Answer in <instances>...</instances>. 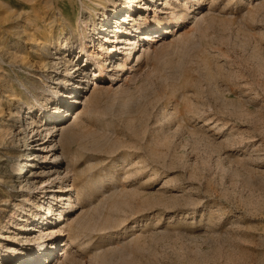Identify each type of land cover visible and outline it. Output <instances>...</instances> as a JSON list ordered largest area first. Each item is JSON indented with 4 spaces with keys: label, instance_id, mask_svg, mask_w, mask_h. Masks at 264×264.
<instances>
[{
    "label": "rangeland",
    "instance_id": "obj_1",
    "mask_svg": "<svg viewBox=\"0 0 264 264\" xmlns=\"http://www.w3.org/2000/svg\"><path fill=\"white\" fill-rule=\"evenodd\" d=\"M127 3L0 0V264H264V0H137L161 30L115 57Z\"/></svg>",
    "mask_w": 264,
    "mask_h": 264
},
{
    "label": "bare ground",
    "instance_id": "obj_2",
    "mask_svg": "<svg viewBox=\"0 0 264 264\" xmlns=\"http://www.w3.org/2000/svg\"><path fill=\"white\" fill-rule=\"evenodd\" d=\"M136 2H137V0H128V3H127L128 4V8H129L128 9V12L130 13V16L128 18L129 21H127V19L126 20L124 19L123 23H120V20L117 19V22L116 23L118 25L116 26L115 31H111V33H113L112 36H111L112 37L111 39H113V45H115L114 46V49H113V51L115 52V57L117 55H120V54L121 55H124L126 57H130L131 56L132 49H135L134 47L138 45V42L140 43L142 41H145V42H147L148 45L156 42V40L154 39V34L158 33L161 30V27H160L161 25L152 26L150 24L142 23V22H140L136 18V16H137L136 15L137 14L136 12H138V10L145 9V7L142 6V4H137ZM20 5H21V7H22L23 10H25V9H34V7L32 5H29L27 3H21V4H19V6ZM119 10L122 12V10L120 8H119ZM173 14L174 13H172V15ZM27 17H30V14H28ZM37 17L38 16H36V18ZM104 21H106V22H105V25L102 26V31L101 32H105V33L108 34L110 32V29H108V27H107V25H109L108 16H106L104 18ZM126 21L127 22H130V23H127ZM68 26L70 27L71 30L74 29L73 27H71V22L68 25L63 24L61 27H63V29L65 30V27H68ZM130 26H131V30L134 28L132 32L130 30ZM111 29H112V27H111ZM144 32H146V33L144 34ZM149 33H152V35L150 37L147 36V34H149ZM126 35L127 36H130V38H127ZM100 38L102 39L103 37L100 36ZM105 38L106 37H104L102 39V41L105 40ZM106 42H110V38H107L106 39ZM68 48H69L68 46H62L61 47V49H63V51H62L63 55H66L68 52L69 53L72 52V51H70L71 48H69V49ZM100 51H104L103 45L100 46ZM142 59H143V55H140L138 57V61L137 62H141ZM118 62L119 61L116 62V66L118 68L121 67L122 69H124L125 68V65H123L122 62H119V63ZM66 64H65V66H66ZM98 65H99V63H98ZM99 66H98V68H99ZM73 70H76L73 75H75V76L77 75V77H76L77 79L80 78L81 76H86V71L81 72V70L78 68V66L77 67H74ZM100 75L101 74H99L98 72H94L95 78H97ZM94 81H96V80H94ZM65 82L67 83V81H65ZM80 86L81 85L78 84V85H76V88H80ZM79 94H80V92H78V90H76V91L74 90V91H71L69 93H66L65 94V98H68V99L72 100L73 101L72 103L73 104L74 103L76 104L78 102V99L80 98V97H77ZM83 104H86V103H83ZM74 114H76V117H75L74 120L77 121L78 118L80 120V116H82L81 115V112L78 111V112H75ZM58 116H59V118H61V121L66 118V116H64V115H58ZM61 124L62 123H59L55 127L49 129L48 132H47V134L48 133L50 134L53 130H55L54 134L60 132V136H61V138H63L64 136H66V135L70 134L71 132H73L72 131L73 130L72 128L78 126V123H74L72 127L66 128V127H63V125L60 126ZM30 159L31 160L33 159V155H30L28 157L27 161L30 160ZM59 159H60V156H57V158L55 160H59ZM27 167L30 168L31 165L30 164H27L26 166L22 167L23 169L20 168V170H22V171L23 170H26ZM21 174H23V173H20V175ZM29 174H30V170L27 172V174L24 176V178H27ZM67 192L72 193L73 192V188L69 189V191H67ZM50 193H53V191H51ZM56 200H58V197L55 196V195H52L51 202L49 203V206L47 205L48 206V209H46L47 210V214H45L43 216L44 222H46V226L47 225H52L54 223V218H52V217L55 216V214H53L54 213L53 212V206L54 205L52 206V203L55 202ZM68 201L69 202H72V198L69 197L68 198ZM59 202H60L61 205H64L63 203H61V201H59ZM63 214H64L63 211L59 212V215H58L59 216V221H61L63 219ZM23 227L26 229L27 233H29V237H31V235L33 234V232H36V230L34 231V228H32V226H23ZM75 232L77 233L79 231H74V233H69V237L72 238V241L77 240L78 239V236H80V235H76ZM44 233L42 232L43 235L37 241V248H35V251H33L32 253L25 254L23 251L17 252L16 249L9 248L8 249L9 250L8 253L6 255H4V256L1 257L2 264H7V263L8 264H11V263H14L17 260L18 257H20V259L23 260V262L21 264H40V261H42V259H45L46 260V258L49 257V255L52 253V251L50 249L51 248H53V249L56 248V246H55L56 243L55 242L52 243V246H50V248H49V245L46 244V239L49 237V235L46 234V233L44 234ZM62 238H63V236H62ZM74 238H75V240H74ZM15 252H17V254ZM42 254H44V255L41 256ZM64 254L69 255V252L67 250H64L63 255Z\"/></svg>",
    "mask_w": 264,
    "mask_h": 264
}]
</instances>
